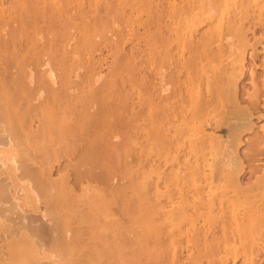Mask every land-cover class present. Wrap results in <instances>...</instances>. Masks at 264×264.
I'll return each mask as SVG.
<instances>
[{
	"label": "bare ground",
	"instance_id": "obj_1",
	"mask_svg": "<svg viewBox=\"0 0 264 264\" xmlns=\"http://www.w3.org/2000/svg\"><path fill=\"white\" fill-rule=\"evenodd\" d=\"M211 1L222 4L205 8L203 0H0V134L5 132L0 141L8 134V148H16L18 163L10 157L15 161L9 160L8 167L26 163L3 166L17 181L12 176L11 183L5 172L8 184L1 178L0 197H6L7 185L18 182L14 193L10 189L14 199L9 198L19 209L10 211L25 212L9 218L14 215L6 209L13 203L5 208L0 198L7 215L11 213L7 220L5 211L0 213V225H5L4 232L0 230V258L12 264H27L28 259H34L33 264H264V205L241 217L231 215L226 203L239 197H228L223 190L250 167L248 162L262 155L264 161V134L255 132L257 120H264V102L259 101L264 78L254 94L244 89L241 94L244 87L238 82L247 65L257 66L256 46L262 42L254 31H245L244 22L258 15L259 7L232 6L233 16L214 26L217 16L230 8L228 0ZM139 9L146 16L145 23L135 17L146 30L145 48L129 47L125 59L138 57L141 66L144 57L148 62L149 93L142 102V96L134 98L133 93L129 98L126 91L114 97L118 83L104 71L108 79L102 76L100 59L84 62L87 56L79 52L87 46L95 49L100 38H112L107 41L114 46V56L125 55L127 32L118 27ZM135 33H127L128 42ZM79 60L84 62L77 68L80 73L74 69ZM72 72L79 80L74 82L75 75L70 80ZM144 78L138 75L134 81ZM127 81L119 83L124 87ZM39 88L53 95L61 89L60 96L73 100L62 103L64 107L53 104L56 98L49 100L53 102L39 114L35 134L25 135L24 127L15 125L35 114L29 111L35 105L28 103ZM22 108L24 112H14ZM116 112L123 116L116 121L119 130L113 129ZM61 159L68 163L52 179V168ZM17 184L21 186L16 191ZM239 184H234V197ZM160 186L177 188L176 196L159 191ZM35 211L36 218L31 215ZM181 249L190 263L180 262Z\"/></svg>",
	"mask_w": 264,
	"mask_h": 264
},
{
	"label": "rangeland",
	"instance_id": "obj_2",
	"mask_svg": "<svg viewBox=\"0 0 264 264\" xmlns=\"http://www.w3.org/2000/svg\"><path fill=\"white\" fill-rule=\"evenodd\" d=\"M128 0H123V4H125L126 2H127ZM154 1H156V2H158V1H160L159 3H162L163 1L162 0H154ZM166 2V1H165ZM203 2H204V7L205 8H210V7H215L216 5H221L222 4V2L221 1H214V2H212L211 0H209V2H208V0L206 1V0H203ZM216 2V3H215ZM228 2V7L230 8L229 9V11H227V12H224L223 14H220L219 16H217V18L213 21V24L212 25H214V26H217V25H219V23L222 21V19L223 20H225L224 18H226L225 16H227L228 18L229 17H232L233 16V10H234V6L236 5H239L240 3H250V4H254V5H257V7H259V12H258V15H255L254 17H252V18H250V20H249V22H244L245 23V31H254L255 33H256V36L259 38V40L262 42L261 44L260 43H258L257 44V49H258V51H260L259 53V57H256L255 58V63L257 64V66L255 67V68H252L250 65H247L246 66V68L243 70V76H240L239 78H238V82H241V86L243 85V87L244 88H242L241 86V89H240V93L242 94V93H244L243 92V89H244V91H246V92H248V93H250V94H254V93H259V89H260V85H261V87H263L262 86V81H261V79H263L264 78V75L262 76V71H261V69H263V68H260V67H258V64H260L261 63V61L260 60H262L263 59V61H264V52H262V49H264V0H228L227 1ZM164 3V2H163ZM205 3H206V6H205ZM207 3H209L210 5H212V6H210L209 4L207 5ZM213 3V4H212ZM5 4H7V3H5ZM215 5V6H214ZM6 6V5H5ZM102 6H104V5H102ZM233 6V7H232ZM232 7V8H231ZM229 12V13H228ZM226 14V15H225ZM102 15H103V13H102ZM105 15V14H104ZM222 15H224V16H222ZM142 17V23L144 22L143 20H144V18L146 19V16H145V14H144V12L141 10V9H139L137 12H135L134 14H133V17H132V19H130V20H127V21H130L131 23H129V22H127V21H124V22H127V23H125V25H127L128 23V25L125 27L124 26V22H122L121 24L122 25H119V27L121 26H123V28L121 29V27H120V30H119V27H118V31L119 32H129V31H131V32H136L135 33V37L133 38V37H131V38H133L132 39V43H130V42H128V41H131V40H129L130 39V35L129 34H127V33H123V38L125 37V38H128L127 39V43H125V45H123V49H124V51H126L125 52V55L124 54H122L121 52H119L118 53V55L117 56H114V54H113V52H114V50H113V48H111V43L110 42H108L107 40H112L113 41V39L111 38H109V39H107V40H104V39H102V38H100L101 40L99 41V39H98V41H97V48L98 49H96V46L94 47L95 49H93V50H90V49H88L89 47L87 46V49L84 47L82 50H87L86 52L85 51H79V52H81L83 55H84V57H83V55H82V57L83 58H85L86 56V59H84L83 61L85 62V61H92V63L94 62V60H95V62L94 63H98L99 62V60L98 59H100V64H101V66L100 67H97V69L98 68H101L102 67V71H101V69H99L100 70V72L102 73L103 71H104V74L106 73V76L107 77H111V79L113 80V81H115L114 82V84L116 85L117 83V85L118 86H116L115 88H117V92L116 93H114V97H117V95L120 93L121 95H123L124 94V91H126L129 95V98L131 97V96H133L134 98H135V96H136V98L138 97L139 99L140 98H145V99H140L141 100V102L142 101H144V100H147V98H148V94L147 93H149V91H148V87H146L147 86V83H148V81H149V79L146 77V76H148V75H145V74H148V72H147V69H148V62L146 61V60H144V58H143V60L141 61V64L143 65V66H141L139 63H140V61H138L139 59H138V57H137V59H128V57H126V59H125V56L126 55H128L129 54V49L132 47V46H140L142 49H144L145 48V46H144V44H145V40H143V39H145L146 37V33H145V28L142 26V25H137V21L135 20V17ZM221 16V17H220ZM227 19V18H226ZM132 20H133V22H132ZM217 20V21H216ZM248 21V20H247ZM121 22V21H120ZM145 23V22H144ZM131 24V25H130ZM142 26V29L140 28ZM128 27V28H127ZM138 27H139V29H138ZM124 28H125V30H124ZM131 28H133V29H131ZM135 28V29H134ZM122 30V31H121ZM134 30H136V31H134ZM137 31L139 32L140 31V33L142 34V33H145V34H139V33H137ZM124 35H126V36H124ZM137 35V36H136ZM138 35H140V36H138ZM145 37V38H144ZM251 37V33L249 32L248 33V38H250ZM256 37V39L258 40V38ZM136 38V39H135ZM137 39H139V40H137ZM104 40V41H103ZM120 41H121V39H119ZM141 40V41H140ZM104 42V43H102V42ZM137 41V42H136ZM100 42V43H99ZM105 42H106V44H105ZM108 42V43H107ZM121 42H123V41H121ZM136 42V43H135ZM102 43V44H101ZM113 43V42H112ZM130 43V44H129ZM108 44H110V45H108ZM124 44V43H123ZM135 44H137V45H135ZM99 45V46H98ZM101 45V46H100ZM112 47H114L113 45H112ZM130 47V48H129ZM94 51V52H91L90 54H89V51ZM110 51V52H109ZM113 51V52H112ZM78 52V53H79ZM250 52V51H249ZM80 53V54H81ZM87 54V55H86ZM92 54V55H91ZM111 54H113V55H111ZM109 55H111V56H109ZM122 55H124V56H122ZM89 56H91L90 58H89ZM143 56V55H142ZM79 57H81V55L79 56ZM81 57V61H82V58ZM106 57V58H105ZM112 57V58H111ZM114 57H118L117 58V60H115V61H113V58ZM121 57H124V58H121ZM102 58H104V60L102 59ZM249 58V57H248ZM247 58V62L249 61L250 62V60ZM92 59V60H91ZM94 59V60H93ZM102 59V60H101ZM112 59V60H111ZM128 59V60H127ZM108 60V61H107ZM121 60V61H120ZM123 60H127V61H124L125 62V64H123L121 67H120V65L123 63L122 61ZM97 61V62H96ZM101 61H104V63L102 64V62ZM122 62L121 64H120V62ZM83 62V63H84ZM119 62V67H117L118 65H117V63ZM137 62H139V63H137ZM142 62H144V63H142ZM83 63L81 62V64H80V60L79 61H77V64L78 65H76L75 67L76 68H74V69H76V70H78L77 68H81V66L83 65ZM113 64V66L114 65H116L115 66V68L116 69H114V67L113 66H111ZM140 66H139V65ZM97 65V64H96ZM105 65V66H104ZM113 67V68H112ZM139 67V68H138ZM79 68V69H80ZM108 68V69H107ZM110 68H112L111 70H110ZM248 69H250V71L249 72H247V70ZM75 70V71H76ZM82 70V69H81ZM81 70H78V71H76V72H78V73H80L79 71H81ZM109 71H111V72H109ZM108 72V73H107ZM72 73H74V74H72L71 76H70V80H71V78H72V76L73 75H75V72H72ZM100 73V74H101ZM251 73H252V76H251ZM103 73H102V76L104 75ZM143 74V75H142ZM143 76V77H145L141 82V84L140 83H138V82H140V81H138V82H136V81H134V77H136V76ZM76 76V75H75ZM75 76L73 77V78H75ZM105 75L103 76V77H106ZM106 77V79H108ZM113 77V78H112ZM128 77H130V78H128ZM77 79H78V75L76 76V79H73L74 80V82L75 81H77ZM101 79H103L102 77H100L97 81L98 82H101V81H99V80H101ZM127 79H129L130 80V83L127 81ZM79 80V79H78ZM120 80L121 81H123V80H126L129 84H132V89H129V87H128V83L127 82H125L124 83V87H125V85H126V87H128V89L125 87H123L122 86V84H120L119 82H120ZM145 80H147V81H145ZM96 81V82H97ZM103 81V80H102ZM73 82V84H75ZM98 82H97V84L96 85H98ZM103 82H105V79H104V81ZM146 82V83H145ZM134 83H135V86H133L134 85ZM138 83V85H136ZM146 84V85H145ZM93 85H95V83L94 84H92V87L94 88V87H97V86H93ZM100 85V84H99ZM121 85V86H120ZM60 88H63V87H60ZM133 88H135L134 90L136 91V92H133L132 90H133ZM129 90V91H127V90ZM40 90H43V89H41V88H39V90L37 89L36 90V92H37V95H36V97H35V100L34 99H32L28 104H30L31 106H33L34 107V105H35V108H34V110L32 109V110H30L29 109V111H31V113H33L34 114V112H35V114L32 116V115H28L27 117L28 118H32V120L30 121H27L28 120V118L26 117L24 120H26L27 121V123L28 122H30V123H26V121H25V124L26 125H29L30 124V126L31 127H27V126H25V124H24V122H21V123H23V125L22 124H20L19 126H17L18 125V123H17V125H15L16 126V128H18V127H20V128H18V129H21L22 130V127H24L25 129L26 128H28V129H24L23 128V133H26L25 135H28V133L29 134H31V133H33V132H36V122L37 123H39V117H40V115L39 114H41V113H44L45 112V108H46V106L47 107H49V106H51L50 105V103L51 102H53V101H55L53 98H56V100L57 101H55L53 104H55V105H57V103H58V105H61L62 107H64V104H62V103H68V102H70L71 100H73L72 98H67L68 99V101H67V99L65 100V98H66V96H67V94H65V95H62L63 97H64V99H63V97L62 96H60V94H63V90H62V93H60V94H58L59 92H61V89H59L56 93V95H55V93H54V95L53 94H51L50 92H48V90L46 91L45 89H44V91H46L45 92V95L43 96V97H38V93H43L42 91H40ZM148 92H147V91ZM241 90H242V92H241ZM261 90H262V93L263 94H261V91H260V98H259V101H260V104H263V102H264V87L263 88H261ZM125 92V93H126ZM131 92V93H130ZM46 93H49L50 94V96H53L52 98L49 96V94L47 95ZM65 93V92H64ZM134 93V94H133ZM74 94V93H73ZM76 94V93H75ZM74 94V95H75ZM131 94V95H130ZM133 94V95H132ZM138 94V95H137ZM77 95V94H76ZM142 96V97H141ZM259 96V95H258ZM59 97V99H57ZM42 98V100H40ZM65 100V101H63V102H61L62 100ZM53 99V101H49V100H52ZM75 100H77V98H74ZM61 100V101H60ZM74 100V101H75ZM23 102V101H22ZM25 102V101H24ZM26 102H28V101H26ZM60 102V103H59ZM49 103V104H48ZM21 104V103H20ZM52 104V103H51ZM26 103H25V107H26ZM30 105H28V107L30 106ZM19 108H21V107H19ZM18 108V109H19ZM24 110H25V108H22V110L20 109V111H18V110H15L14 112L17 114V112H19V113H22V112H24ZM118 113L116 112V115L114 116V122H116V121H119L123 116L122 115H120V113L118 114V115H120V117L117 115ZM38 116V117H37ZM36 118H37V120H36ZM116 118H119V119H116ZM122 120H123V118H122ZM122 120H120V121H122ZM257 121H259V122H256L255 124L257 125H255L256 127V133H257V135H260L259 137H261V132H262V134H264V120H257ZM19 122V123H20ZM33 123V124H32ZM117 124H114L115 126L113 127V129L114 130H119L120 128V123L119 122H116ZM140 123H142V121L140 122ZM33 125V126H32ZM262 126V128H263V130H261V128L259 129L258 127L259 126ZM14 126V127H15ZM22 126V127H21ZM34 127V128H33ZM30 129V130H29ZM31 129H33V130H31ZM34 129H35V131H34ZM25 130V131H24ZM20 131V130H19ZM261 131V132H260ZM0 132H2L1 130H0ZM21 132V134L20 133H18V131H17V133L18 134H20V138L22 139V131H20ZM73 132L75 133V132H77L76 130H73ZM3 133H5V132H3ZM3 133H1L0 134V138L2 137H5V134H4V136H3ZM35 133H33V134H31V135H34ZM7 135L8 134H6V138L4 139V141L5 142H3V139H2V141H0V142H3V146L2 145H0V148H1V146H2V148L0 149V155H2V154H5L4 156L6 157H4L3 155L0 157V160L2 161V164H0V165H2L1 166V169L0 170H4V172L2 173V171H0V180H1V178L4 180V182H6L5 183V185L6 184H8V180H6V178H3V177H6V176H4V173L5 172H7L5 175H7V178H9L10 179V182L11 183H13V178H15V180L17 179V176H16V174L15 173H13V175H12V173L11 172H13L12 170H10V169H12L13 167H15V165H16V167H17V165H20V166H25V164L26 163H23V162H20V164H13V165H10L11 167H8V165L9 164H11V163H8L9 162V160L11 161L13 158L15 159V154L13 153V150H14V152L16 151V148H13V147H11L12 148V152H11V148H10V146H9V148H8V144H11V143H9V141H7L8 140V138H7ZM22 136V137H21ZM246 137L248 136V134H246L245 135ZM18 138H19V136H18ZM6 141L8 142V143H6ZM4 143H6V144H4ZM6 145H7V147H6ZM8 148L7 150H5L6 148ZM1 150L3 151V152H1ZM5 151H7V152H5ZM5 152V153H4ZM10 153L12 154V155H10ZM17 154H16V156H20V158H21V155L19 154L18 155V153L19 152H16ZM9 156H8V155ZM7 160L6 161V163H8V164H6L4 161H5V159ZM9 157V158H8ZM10 157H13V158H11L10 159ZM8 158V159H7ZM17 158H19V157H17ZM260 158H262V159H260ZM260 158H255V163L257 164V165H253L254 164V162H248V164H250V167L249 168H244L245 170H243V172L239 175V178H237L235 181H233V185H229V184H227L226 185V187H225V189H223L224 191L225 190H227V191H225V192H227L226 194L228 195V197H232V198H238L239 197V199H233V200H231V201H228L227 203H226V207H227V210H228V212L231 214V215H237V216H240L241 217V214H243L244 213V215L246 214L245 212H248L250 209H255L257 206H259L260 204H263L264 205V161H262L263 160V155H262V157L260 156ZM4 161H3V160ZM259 159H260V162H259ZM16 160V159H15ZM15 160H12L11 162L13 163ZM19 160V159H18ZM72 161H74V159H71ZM0 161V162H1ZM259 162V163H258ZM5 163V164H4ZM16 163H18L17 162V160H16ZM68 163L65 159H61L60 160V163H58V164H54V167L52 168V172H51V177H52V179H56V178H58V176L61 174V172L60 171H62V169H64V166H66V164ZM33 164L34 163H32V165H30L29 167V169L30 170H32L31 168V166H33ZM60 164V165H59ZM73 164V163H72ZM247 163H245V165H246ZM247 164V166H249ZM260 164V165H259ZM6 165V166H5ZM56 165V166H55ZM3 166H5V167H8V168H10V169H8V168H5V169H3ZM13 166V167H12ZM34 166H36V165H34ZM253 166V167H252ZM36 169V168H35ZM33 170H34V167H33ZM68 170H72L71 168H69ZM17 171V170H16ZM15 171V172H16ZM11 173V174H10ZM17 173V172H16ZM204 173L205 174H209L210 173V170L208 169V168H205V170H204ZM3 174V175H2ZM11 176V178H10V176ZM217 174L215 173V176H216ZM229 175H230V173H229ZM234 175H236V174H234ZM9 176V177H8ZM12 176H16V177H13L12 178ZM230 176H232V174L230 175ZM237 176V175H236ZM3 180H2V183L4 184V182H3ZM17 181V180H16ZM16 181H14V184H16V183H18V182H16ZM16 182V183H15ZM1 183V182H0ZM20 183V182H19ZM237 183H240L239 184V186H240V188H238L237 189V191L240 189V191H236L237 193H238V196L237 197H234L235 196V186H234V184H237ZM2 184V185H3ZM10 184V183H9ZM14 184H12L13 186H14ZM231 184V183H230ZM2 185L0 184V186H1V188H2ZM12 185H11V188H10V185H7V187H5V190H6V192H5V190H3V195H4V192H5V195L4 196H6L7 197V200H6V202H5V199L4 198H6V197H4L3 198V200H2V198H1V201L3 202L4 201V203H3V205L4 204H6V206H10V204H8L7 205V203H11L12 201H11V197L14 199V196H13V194H12V192L14 193V188H15V186L14 187H12ZM21 186V185H20ZM20 186L17 184V186H16V191H17V188H20ZM151 186V185H150ZM232 186V187H231ZM13 188V189H12ZM76 188H77V191H79V187L78 186H76ZM154 188V187H153ZM152 188V191L154 190ZM169 190L167 191V189H163L161 186L158 188L159 189V191H161V192H167L168 193V195H172V197L174 196H176V189L175 188H173L172 189V187H170L169 186ZM228 188V189H227ZM3 189H4V186H3ZM12 190V192H11V190L10 191H8V190ZM166 190V191H165ZM232 190V191H231ZM234 190V191H233ZM7 191H8V193H7ZM9 192H11V194L12 195H10V193ZM91 192L92 191H89L87 194L88 195H90L91 194ZM173 193H174V195H173ZM229 193V194H228ZM240 193V194H239ZM7 194V195H6ZM163 194H166V193H163ZM8 195H10V196H8ZM152 195V194H151ZM167 195V194H166ZM241 195V196H240ZM165 196V195H164ZM10 197V198H9ZM35 198V200H36V196H34ZM10 199V200H9ZM12 199V200H13ZM162 200H164V198H162ZM13 204H11L12 206H11V208L10 207H5V205H4V207L5 208H7L6 210H8L9 209V211H10V209H12V207H14V203H15V201L13 200V202H12ZM164 203V202H163ZM0 206H2V204L0 205ZM3 206L1 207L2 209L0 210V213H3L2 211H5L4 213L7 215L8 213L6 212V210H5V208H4ZM16 207V209H19V208H17V206H15ZM14 207V208H15ZM16 209H13V210H11L10 212L12 213V215H14L13 213V211H15ZM8 211V212H9ZM19 211V210H18ZM18 211H16L17 212V214L19 215V213H21V212H18ZM20 211H21V209H20ZM114 212H117L118 210L117 209H115L114 208V210H113ZM23 212H25V211H23ZM22 212V213H23ZM250 212V211H249ZM249 212H248V214H249ZM3 213V214H4ZM10 213V214H11ZM21 213V214H22ZM35 213V214H34ZM33 214H31V213H29V214H31V215H34L33 217H35L36 216V211L34 212ZM3 215L5 218H3V219H5V220H7V217L8 216H10V214L9 215ZM20 214V215H21ZM25 215L27 214V213H24ZM228 213H226V215H227ZM15 215H16V213H15ZM11 216V217H9V218H15L16 216H18V215H16V216ZM31 215H29V216H31ZM244 215H242V217L244 216ZM2 216V217H3ZM28 216V215H27ZM118 216V212L117 213H115V215H114V217H117ZM228 216H230L229 214H228ZM1 217V216H0ZM2 217H1V222H3L2 221ZM239 217V218H240ZM30 218V217H29ZM36 218V217H35ZM263 220H264V218H263ZM0 222V224H4V222L3 223H1ZM202 223V222H201ZM200 223V224H201ZM2 225H0V230L2 231V232H4L3 230L5 229V225L4 226H2ZM264 225V224H263ZM3 227V228H2ZM188 228H189V226H187ZM263 227V226H262ZM261 227V228H262ZM3 229V230H2ZM263 229H264V227H263ZM262 230V229H261ZM264 234V232H261V234ZM2 233L0 232V236H1V239H2V235H1ZM260 234V235H261ZM259 236V235H258ZM262 237H261V239L262 240H264V236L263 235H261ZM4 238V237H3ZM0 239V240H1ZM263 243H264V241H263ZM179 249V248H178ZM5 251L6 250H4V253H5ZM182 253V254H181ZM179 257H180V262H184L185 261V263H190L191 262V260H189V258L187 257V254H186V252H185V250L184 249H181L180 250V255H179ZM2 259H4V260H2ZM5 259H6V257L4 256V257H2V258H0V262H1V264H12L11 262L9 263L8 262V260L7 261H5ZM189 261V262H188ZM34 263V259H28V262H27V264H33ZM240 262H237V264H239ZM197 264H202V263H197ZM227 264H231V262L229 261Z\"/></svg>",
	"mask_w": 264,
	"mask_h": 264
}]
</instances>
